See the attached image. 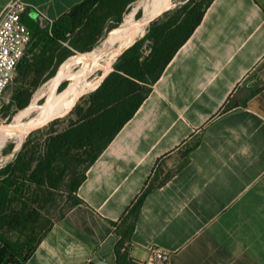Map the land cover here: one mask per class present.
<instances>
[{"label": "crops", "instance_id": "1", "mask_svg": "<svg viewBox=\"0 0 264 264\" xmlns=\"http://www.w3.org/2000/svg\"><path fill=\"white\" fill-rule=\"evenodd\" d=\"M24 1L52 23L83 0ZM76 198L26 264H143L154 247L264 264V0H213Z\"/></svg>", "mask_w": 264, "mask_h": 264}, {"label": "rangeland", "instance_id": "2", "mask_svg": "<svg viewBox=\"0 0 264 264\" xmlns=\"http://www.w3.org/2000/svg\"><path fill=\"white\" fill-rule=\"evenodd\" d=\"M207 1L171 0L167 6L169 10L150 23L143 35L123 52L115 60L116 62H113L108 71L109 74L97 88L91 91L100 82L103 73L102 64L107 63L108 58L94 64L91 72L79 79L81 85L69 94V101H72L64 112L72 107L79 96L81 97L67 115L53 120L28 135L26 134L27 136L23 137L19 146H16V142L11 140L0 149V170L10 163L15 164V169L27 164L30 160L33 161L26 173L17 174L19 177L18 193H13L11 196L7 212L13 217L11 218L13 222L5 224L0 229L2 245L8 244L14 247L29 241L38 242L76 204L77 187L85 175L89 163L109 141L135 105L150 90L165 59L204 12V4ZM148 2L149 0H137L130 5L124 14L121 25L106 31L90 52L74 50L66 43L58 51L55 61H39L35 59L36 55L32 54L29 58L34 60L32 62L34 66L25 75L17 72L5 95V101L13 102L14 106L0 116V130L6 127L0 133V138L13 126L18 129H26L25 125L28 124L29 119L39 111L53 91L62 95L72 84L73 79L63 78L64 72L60 76L54 77L62 65L68 64L66 68L70 66V72L74 74L89 65V62L84 58L97 55L109 45L118 47L125 38L116 39L117 36L124 29L138 28L148 10L146 5ZM167 2L161 4L157 11L159 12ZM139 13L140 15H138ZM30 18L36 20L34 16H30ZM113 21V19L109 20L108 25H111ZM41 26L47 27L46 23H41ZM117 29L119 31L112 38L113 40L111 39L110 43L105 45L111 33ZM154 33H156L155 39H152ZM139 41L143 42L140 58L138 64L134 62L135 65L128 66V70L130 69L132 73V76H129L120 71L119 61ZM63 58L65 60L59 63V60ZM154 58L156 59L154 60ZM153 60L155 67L150 70L147 65ZM113 75L123 78L121 81L119 80L114 90L117 103L111 110L113 112L98 114V112L92 111L94 110L92 107L96 92ZM118 88L120 92H118ZM24 103L29 106L18 114L20 105ZM16 115H20V117L14 122ZM12 146L14 149L11 151ZM20 153L23 155L19 161L18 154ZM30 186L32 190L34 189L33 195H28ZM26 200L30 205L25 204ZM22 210L24 211L22 212ZM21 212L22 216L19 215Z\"/></svg>", "mask_w": 264, "mask_h": 264}, {"label": "trees", "instance_id": "3", "mask_svg": "<svg viewBox=\"0 0 264 264\" xmlns=\"http://www.w3.org/2000/svg\"><path fill=\"white\" fill-rule=\"evenodd\" d=\"M137 0H83L81 3L74 6L67 14L63 15L56 21L47 25V27H42L41 23L34 20H28L23 17V22L28 26L32 40L28 47L31 48L30 51H26L25 56L21 60L18 65L17 72L25 75L29 69H31L33 65V59L29 58L32 54H35L36 60L39 61H55L57 60V54L60 49H62L65 45L68 44L72 49L81 51V52H90L94 49V47L99 43L102 39L106 31L117 28L123 22L124 14L128 10L129 6L132 5ZM213 0H208L204 4L203 13L198 17L197 21L193 23L187 35L182 39V41L176 46V48L172 51V53L165 59L163 65L161 66V70L158 76L154 79L153 84L160 78L166 66L171 62L177 51L189 40L197 27L201 24L205 11L211 5ZM141 13V12H140ZM140 13L138 15H140ZM158 13V11H157ZM25 16V15H24ZM114 20L111 25H108L109 20ZM154 26V25H153ZM119 29L115 30L111 33L109 39L105 43V45L117 34ZM152 31V29H151ZM153 34L152 39H155ZM142 41L137 42L130 50H128L121 58H120V71L125 72L129 76H132L130 69L128 70V66L134 64V62H138L139 54L142 46ZM104 45V46H105ZM93 54V53H92ZM91 55V54H88ZM156 58H154L155 60ZM65 59L59 60V63H62ZM154 60L147 65L148 69H152L155 66ZM75 61V60H73ZM154 62V63H153ZM70 64V63H69ZM138 64V63H137ZM68 64L62 65L59 72L54 76H59L64 68ZM135 65V64H134ZM139 68V67H138ZM16 72V74H17ZM134 76V75H133ZM123 79L118 75H113L109 77L102 87L96 92L95 100L93 102L92 111L101 112L102 114L113 112V106L117 103L115 98V89L119 82ZM152 84V85H153ZM10 88V87H9ZM120 89L118 88V92ZM150 90L143 96V98L135 105L132 112L128 115V117L124 120V122L120 125V127L115 131L109 141L105 144V146L98 152V154L91 160L89 163L85 175L80 181L77 191L80 185L86 178L87 170L96 162L102 152L107 148V146L113 141V139L117 136V134L121 131V129L125 126V124L135 115L137 110L140 108L146 97L148 96ZM14 106V103H9L2 111H9ZM26 103L21 104L19 109V113H22L27 109ZM91 111V112H92ZM100 113V114H101ZM17 114V115H18ZM16 115V116H17ZM20 117L17 116L14 120H18ZM86 120V119H85ZM84 120V121H85ZM83 121V122H84ZM6 128V127H5ZM2 128L0 133L5 129ZM14 149L12 146L11 151ZM22 153L18 154L19 161L22 157ZM33 161H29L27 164H23L19 168H15L14 163H10L8 166L0 170V229L7 223L13 222V220L9 214H7L9 210V202L13 193H18L17 184L18 178L17 174L26 173L28 169L31 167ZM34 190V189H33ZM32 187H29L28 195L34 194ZM76 191V192H77ZM143 197L139 199V201L135 204L134 208L140 207L142 204ZM26 205H30L27 203ZM24 210H22L23 212ZM22 212L19 215L22 216ZM41 240L29 241L22 245H15L11 247L10 245H2L0 240V264H26L35 253L36 249Z\"/></svg>", "mask_w": 264, "mask_h": 264}, {"label": "bare ground", "instance_id": "4", "mask_svg": "<svg viewBox=\"0 0 264 264\" xmlns=\"http://www.w3.org/2000/svg\"><path fill=\"white\" fill-rule=\"evenodd\" d=\"M157 1L158 0H149V2L146 4L148 10L146 11L145 15L143 16V20H142L141 24H139L137 29H135V27L130 28V29H124V31L121 32L117 36L116 39L125 38L120 42L118 47H116L114 45H109V46L105 47V49L102 50L97 55L92 56L90 58H84L85 61L89 62V65L87 67L80 69L78 72H76L74 74H72L70 72V66H68L67 68L65 67L66 69L64 68V70L62 71V73L64 72L63 78L73 79L74 81L72 82V84H70L67 87V89L62 93V95L61 94L58 95L56 93V91H53L51 93L50 97L46 100V102L39 109V111L33 117H31L29 119L28 124L25 125L26 129H21V128L18 129V128H15L13 126L3 137L0 138V149H2L4 146H6V144L8 142H10L11 140L16 142V146H19L20 143L22 142L23 137L26 134L28 135L31 128L41 127L44 124H47L50 121L55 120L57 118H60L63 115H65L66 113H68L77 101L76 100L74 102V104L72 105V107L68 111L64 112L66 110L68 104L72 101V100L69 101V94L81 85V83H79V79L81 77H83L84 75L90 73L91 70L93 69L94 64L102 62L105 58H108V61H107V63L102 64V71H103L102 75L107 74L108 71L110 70V67L113 65V62L123 52H125L137 39H139L143 35L145 29L147 27H149V25H150V23H149L150 20L153 17H155L165 6H168L167 4H169L167 2V4L156 14L159 6L162 4V2L164 0H159L158 2ZM102 78L103 77H101L98 85H96L93 89H91V91L99 86ZM79 97H81V96H79ZM57 111H59V113H57ZM25 138H24V140H25ZM24 140H23V142H24Z\"/></svg>", "mask_w": 264, "mask_h": 264}, {"label": "built area", "instance_id": "5", "mask_svg": "<svg viewBox=\"0 0 264 264\" xmlns=\"http://www.w3.org/2000/svg\"><path fill=\"white\" fill-rule=\"evenodd\" d=\"M28 8L24 0H12L0 15V116L10 103L9 100L5 101V95L32 40L31 32L23 22ZM170 263L171 253L161 247H154L143 264Z\"/></svg>", "mask_w": 264, "mask_h": 264}, {"label": "water", "instance_id": "6", "mask_svg": "<svg viewBox=\"0 0 264 264\" xmlns=\"http://www.w3.org/2000/svg\"><path fill=\"white\" fill-rule=\"evenodd\" d=\"M168 3H171V0H168ZM168 5V4H167ZM167 10H169V8L167 7V6H165L155 17H153L151 20H150V22L149 23H152L153 21H155V20H157L159 17H161L165 12H167ZM109 73H107V74H103L102 75V80L101 81H103L106 77H107V75H108ZM79 99H80V97L77 99V101H76V103L79 101ZM76 103L74 104V106L76 105ZM74 106L72 107V109L74 108ZM71 109V110H72ZM70 112V111H69ZM68 112V113H69ZM68 113H66L65 115H67ZM65 115H63V116H65ZM62 116V117H63ZM53 121V120H52ZM52 121H50V122H52ZM49 122V123H50ZM49 123H47V124H49ZM47 124H44L43 126H41V127H38V128H31L30 129V131H29V133H31V132H33L34 130H37V129H39V128H42V127H44V126H46ZM28 133V134H29Z\"/></svg>", "mask_w": 264, "mask_h": 264}]
</instances>
